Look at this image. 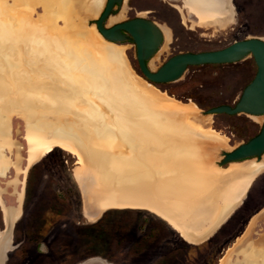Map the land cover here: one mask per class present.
Here are the masks:
<instances>
[{
    "label": "rangeland",
    "instance_id": "1",
    "mask_svg": "<svg viewBox=\"0 0 264 264\" xmlns=\"http://www.w3.org/2000/svg\"><path fill=\"white\" fill-rule=\"evenodd\" d=\"M155 1L159 12L148 15L160 27L165 25L171 36H164L150 60L152 70L180 51L211 50L236 39L264 38V0H232L233 5L222 12L201 18L184 0L183 7L177 5L180 17L168 5L179 4V0ZM105 2L97 7L93 0H0V80L8 89L0 96V114L6 111L10 136L21 146L24 166L32 148L42 149L47 143L52 146L26 170L12 247L4 264H219L224 249L251 217L249 232L264 233V154L259 162L256 157L247 159L251 164H262V168L232 217L201 243L185 241L168 222L146 209H106L92 221L86 214L93 213L103 192H112L109 181H139L143 171L150 184H157L158 165H164L162 146L158 148L150 134L141 133L136 110L154 105L161 92L181 104L180 109L172 110L191 127L184 140L199 146L196 157L209 159L214 173L228 166H218L222 152L256 135L264 115H259V120L246 113L210 114L205 110L234 105L256 72L254 59L249 54L237 62L189 66L173 82L158 84L145 79L155 88L148 90L135 45L112 43L96 29L94 21ZM130 5V0H124L122 10L110 16L107 25L133 17L136 12L128 8ZM118 48L126 54L129 72L139 89L148 92L147 97L127 84L126 67L115 58ZM191 101L197 105L194 110L186 107ZM154 116L151 114L148 121H154ZM60 134L68 139L61 141ZM61 144L81 153L82 185L74 176L77 158L58 146ZM14 152L11 144L12 158ZM173 154H180V150ZM186 154L182 170L176 163L180 155L173 161L175 184L185 189L188 180L202 179V171L192 165L194 155ZM214 173L206 178L209 184L216 183V188L222 181L235 180L226 172L217 177ZM13 175L10 168L9 176L0 177V185ZM199 190L176 194L194 205L198 196L206 194ZM11 192L8 187L3 194L7 206L15 204ZM3 216L0 206V230ZM259 250L264 251V243Z\"/></svg>",
    "mask_w": 264,
    "mask_h": 264
},
{
    "label": "crops",
    "instance_id": "2",
    "mask_svg": "<svg viewBox=\"0 0 264 264\" xmlns=\"http://www.w3.org/2000/svg\"><path fill=\"white\" fill-rule=\"evenodd\" d=\"M152 105L149 107H141L142 109L136 110V113L140 115L139 117L141 118V127L143 128L141 133L150 134V138L157 142L158 148L162 146V154L164 155L162 162L164 165H158L156 185L150 184L147 174L141 171L140 187L142 188L141 201L143 203L141 206H130L125 208L146 209L152 213L156 211L163 215L160 216L154 213L163 221L165 220L169 223L168 220H171L183 235H188L193 241L190 243H201L213 236L221 225L232 217V214L241 205L245 193L256 173L263 165H254L247 160L243 162H233L226 167H222V171L214 173V171L212 172L211 170L209 159L194 157V162H192L194 164L193 167L196 171H202V179H198L196 182L188 180V185H185L188 187L186 189L182 184L178 186L175 184L173 178L176 172L175 162L173 161L180 155V159L177 160L176 163L178 164L177 169L182 170L185 166L183 157H188L189 154L186 153L190 152L182 149L180 154L173 153L174 150L178 149L179 137L187 141L190 132L187 128L191 127L189 125H184V127H187V131H181L179 122L173 120L168 111L159 105H153L154 107H152ZM131 112L133 113L134 111ZM151 114L155 115L154 121H152V119L148 121ZM180 134L181 136H179ZM183 150L186 153H184ZM198 153L200 155V150ZM170 162H172V164H169ZM225 168L229 169L226 170ZM223 172H226L228 175L230 174V177L235 178V180H228L227 182L221 180V187L218 186V188L215 186L216 183L213 185L208 183V174L214 173L215 177H217ZM215 181L217 182V179H215ZM195 183L197 185L194 186V189L189 188L190 185H194ZM198 188L200 189L199 193L203 190L206 194L203 195L204 198L198 196L194 205H189L187 202L185 203L182 199L183 196H178L179 194H176L179 191H198ZM210 188H213L212 191ZM111 208L118 207H109L106 209ZM252 218L253 217L249 219L248 223L241 230V233L224 249L223 256L227 254L224 264H264V251L259 250V247L264 243V233L249 232Z\"/></svg>",
    "mask_w": 264,
    "mask_h": 264
},
{
    "label": "water",
    "instance_id": "3",
    "mask_svg": "<svg viewBox=\"0 0 264 264\" xmlns=\"http://www.w3.org/2000/svg\"><path fill=\"white\" fill-rule=\"evenodd\" d=\"M122 2L123 0H106L94 23L98 32L112 43L121 44L129 40L133 41L139 70L144 79L158 84L173 82L179 79L189 66L232 63L251 54L257 67L256 72L243 88L239 99L234 105L220 104L205 110V112L210 114L264 115V38L236 39L224 47L211 50L180 51L171 55L157 70H151L149 61L162 45L164 34L156 22L144 16H136L107 26L106 21L112 14V9L116 4H122ZM230 3L233 5L232 0ZM20 148L21 146L15 142V152L20 154L22 164L23 157ZM262 154H264V121L256 135L229 151H223L218 166L242 162L254 157L259 162ZM9 171L10 168L0 174V177L9 176ZM24 178L21 171L3 182L4 186L0 185V198L4 203V227L0 230V264H4L12 247V232L20 211ZM8 187L12 188L11 195L15 197V204L7 206L3 200V194Z\"/></svg>",
    "mask_w": 264,
    "mask_h": 264
},
{
    "label": "bare ground",
    "instance_id": "4",
    "mask_svg": "<svg viewBox=\"0 0 264 264\" xmlns=\"http://www.w3.org/2000/svg\"><path fill=\"white\" fill-rule=\"evenodd\" d=\"M103 1L104 0H93V3H94V5H96L98 7L100 4L103 3ZM184 2L189 7V9L194 14H196V16H198L200 18L210 16V15L215 14V13L222 12L224 9L227 8L228 5L231 4L230 0H184ZM106 24H107V22H106ZM160 28H161L165 38L169 39L171 36L170 30L165 25H161ZM115 58L119 62H122L126 67V69H124L125 70L124 72L126 74L125 78L128 79V80H126L127 84L129 86L131 85L137 93H139L138 91L140 90V94L142 93L141 96L147 97L148 92L144 89L142 90V88L139 89V84L134 82V78H132V75L128 69L127 56L122 49L118 48L116 50ZM152 68H153V66H152ZM150 69H151V67H150ZM143 82H145L148 86H150V89H148V90L152 91V87H153V89H155L154 86L151 83H149L148 81H146L145 79H143ZM5 91H8L7 85L4 81L0 80V96ZM156 94H158V93H156ZM159 94H160L159 95L160 97H157L156 103L154 105L158 106L159 104H161L162 106H164V109L169 112V115L171 116V118L173 120L179 122V124H180L179 128H181V131H187V129L190 130L191 128L184 127V125H185V124H183L184 120H185L184 117L181 116L176 111L172 110L174 108L180 109L179 106H181V104L179 103V101L177 99H175L173 96H171L170 94H167V93L165 94L163 92H161ZM186 107L189 110H194V109H196L197 105L191 101L186 105ZM256 118H259V120L262 119V117H258V116H256ZM44 128H45V126H44ZM9 130H10L9 129V123H8V119H7L6 111H5V113L0 114V174H3L8 168H12L14 170V175L18 174L21 171L23 172V175H25L27 168L31 164H33L35 161L41 159L48 151H50L52 149V146L51 145L48 146V143H47V145L45 147H43L42 149L32 148L30 150L28 162L23 167L24 168L23 169L22 164H21L22 159H21L20 154L16 151V152H14L13 158L10 156L9 151L11 148V144L15 148V141L13 138H11V136H10L11 134H10ZM64 134H63V136H61V134H60V136H58V139H60L61 141L62 140L65 141V139L67 137L66 136L64 137ZM179 136H181V134ZM178 139H179L178 149L180 151H182V149H185V150H188L191 154H193L194 157L199 155V153H198L199 150H198L197 144L196 145L194 144V146H191L192 141L187 143L181 137H179ZM211 139H210V141H211ZM56 142L54 144H57ZM58 146H61L63 149L69 151L70 153H72L77 158L78 166L76 169H74V176H75L76 180L78 181V183L82 185L84 183V180H85V172L83 170L84 162H83V157H82L81 153L76 151L74 148L69 147L66 144H61ZM192 165L194 166L193 163H192ZM229 168H225V169L228 170ZM137 179L138 178H132L130 181L126 180L122 184L112 183L109 181V183L111 184L110 186H112L110 188L112 190H109V191H112V192L111 193L110 192H103L102 198L98 202L97 207H95L92 211L93 213L90 214L88 212V214H86L88 219L92 221L93 219H95L94 217H96L101 212H103L106 208H109V207L125 208V207H130V206H141L143 202L141 201V196H142L141 190H142V188L140 187V176H139V181ZM106 185H108V184H106ZM117 185L118 186L121 185V188L120 187L117 188L118 187ZM196 185H197L196 183L194 185H190L189 188L194 189V186H196ZM22 195L23 194H21V196ZM0 206H1L3 214H4V203L2 202L1 198H0ZM87 208L88 209L90 208L89 204L87 205ZM153 212L160 215V216H163L156 211H153ZM168 221L171 224V226H173L179 233H181L180 235L183 237V239H185V241H188L189 243L193 242L188 235H183L182 232L178 229V227L173 222H171V220H168ZM226 255L220 259L219 264L225 263Z\"/></svg>",
    "mask_w": 264,
    "mask_h": 264
},
{
    "label": "flooded vegetation",
    "instance_id": "5",
    "mask_svg": "<svg viewBox=\"0 0 264 264\" xmlns=\"http://www.w3.org/2000/svg\"><path fill=\"white\" fill-rule=\"evenodd\" d=\"M162 1V0H161ZM123 2H124V0H123ZM123 2H122V4H116L115 6H114V8L112 9V14L110 15V16H112V15H116V14H118L121 10H122V8H123ZM130 6H128V8L130 9V10H133L134 12H136V14L133 16V17H136V16H144V17H146V18H148V19H151V20H153L154 22H156L154 19H152L151 17H150V15H148V14H150V13H154V12H159V9H157L158 7H159V3L157 2V1H155V0H134V2L133 1H131L130 0ZM154 6L155 8H153V9H146V7H149V6ZM168 5L172 8V9H174L175 11H176V15L178 16V17H180L181 16V14L179 13V9L177 8V5H179V6H184V3H183V0H179V4H177V3H172V2H168ZM157 7V8H156ZM117 9H118V11H117ZM142 9H145V10H143L142 11ZM145 14V15H141V14ZM185 14V13H184ZM191 15H193L192 13H191ZM194 16V15H193ZM133 17H130V18H133ZM130 18H127V19H130ZM126 19V20H127ZM96 20V19H95ZM108 20V19H107ZM124 21V20H123ZM107 22V21H106ZM119 22H121V21H119ZM116 23H118V22H115V23H113V24H111V25H114V24H116ZM157 23V22H156ZM158 24V23H157ZM107 25V24H106ZM110 25V26H111ZM159 25V24H158ZM126 42H131V43H133V41H131V40H129V41H126ZM134 44V43H133ZM135 45V44H134ZM96 259H99L98 257L96 258Z\"/></svg>",
    "mask_w": 264,
    "mask_h": 264
}]
</instances>
